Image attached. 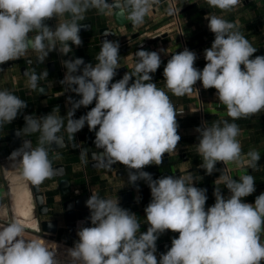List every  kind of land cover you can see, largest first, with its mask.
Here are the masks:
<instances>
[{"label": "clouds", "instance_id": "clouds-1", "mask_svg": "<svg viewBox=\"0 0 264 264\" xmlns=\"http://www.w3.org/2000/svg\"><path fill=\"white\" fill-rule=\"evenodd\" d=\"M154 2L0 0V65L18 60L30 50L37 54L38 63L53 51L68 56L73 45L82 46L79 33L88 11L114 13L140 26ZM205 3L229 13L242 0ZM53 19L57 21L55 27L48 24ZM205 19L214 34L211 47L204 50L205 66L202 70L194 67L197 55L187 48L172 54L163 69L165 88L182 97L198 92L194 85L200 81L204 89L214 88L219 102L226 106L233 122L222 119L210 126L204 122L196 129V151L202 158L199 167L206 174L216 171L218 162L246 164L256 170L261 155L252 149L245 158L237 139L241 129L235 121L264 111V55L254 56L257 48L237 24L210 12ZM119 47L118 41L103 40L94 65L79 57L63 59L66 73L60 83L80 99L68 97L71 108L66 116L60 115L59 106L41 117L25 115V125L16 135L39 133L37 146L32 147L31 140L25 139L9 156L20 176L38 187L55 174L49 148L65 146L64 137L58 135L61 129L77 148L80 145L74 141L75 134L87 125L89 131H95L96 148L103 150L92 153L99 167L110 169L119 163L129 170V183L143 180L148 184L152 199L144 209V221L149 225L146 232L140 231L141 220L120 206L118 197L102 198L92 192L86 201L91 226L80 223L78 240L67 249L71 264H264V192L256 196L254 203L242 200L256 191L251 174L234 179L222 171L216 184L222 182L230 196L226 198L216 186L215 203L206 210L207 190L194 186L191 176L153 179L143 170L149 165H161L165 153L176 151L181 139L177 115L183 111L178 112L167 92L153 82L152 74L162 63L157 51H136L133 71L112 82L121 67ZM24 75L27 88L45 91L40 81L47 80V69L39 74L35 69H26ZM94 101L90 111L73 118L77 109ZM26 108L27 102L12 91L0 90V129ZM87 156V151L81 149L82 163L87 164ZM169 230L179 233L178 238H172L171 247L158 259L156 242L160 234ZM25 231V226L15 219L0 223V264H60L56 251L40 239L27 238Z\"/></svg>", "mask_w": 264, "mask_h": 264}, {"label": "crops", "instance_id": "crops-1", "mask_svg": "<svg viewBox=\"0 0 264 264\" xmlns=\"http://www.w3.org/2000/svg\"><path fill=\"white\" fill-rule=\"evenodd\" d=\"M110 1L111 0H108L109 3ZM179 5L181 7V26L171 23L167 1L158 3V0H155L148 15L145 17L144 23L140 26H130L128 23L124 26H118L113 14L100 15L97 14L94 9L88 11L84 21H92V26L90 30L79 34L83 41L82 46L76 47L73 45V51L68 54V56H61L58 52L53 51L49 53V56L43 63L33 61L27 65V70L30 71L31 69H35L37 74L47 69V80L40 81V85H48L47 94H43L39 91H32L26 87L27 77L24 75L22 67L26 65L25 59L27 57H34L37 55L35 52L30 50L25 56L18 60H14L13 66L0 69V90L8 89L27 102V108L24 109L11 124L5 125L3 129H0V223L12 219H25L20 218L17 210H15L16 195L13 190V179L15 174H19V171L13 166L12 161L9 160V156L13 152L11 145L12 130L14 128L22 129L24 127L25 115L41 117L50 113L55 106H59L61 116H66L68 110L71 108V104L67 102L68 97H72L75 100L80 99V97L71 91H66V86L60 83L64 79L66 73V69L62 66L61 61L63 59H74L79 57L83 58L86 64H96V56L101 49L99 35V29L101 27L110 25L116 29L118 35L114 40L122 42V46L120 47L128 45L134 33L141 32V39L144 43L151 45L149 51L159 52L162 62L168 61L172 54L182 51L186 43V46L196 52L197 59L194 64L195 67L202 70L206 64L204 50L210 48L214 40V34L209 30L208 21L205 19V16L210 12L223 16L224 19L237 24L243 35L257 48V52L254 53V56L264 55V0H243L238 8L229 13H222L218 9L209 8L205 0H179ZM56 22L57 21L53 19L48 21V24L55 27ZM180 29L184 33L185 43ZM138 50H140L138 47L132 48L129 52L120 57L121 66L126 65L127 70L123 71L121 74L117 71V75L112 82L121 79L125 73H131L133 71L137 60L135 53ZM50 62H54V65L48 66ZM164 67L165 66L159 67L158 70L152 74L153 82L157 84V87L167 92L178 112L183 111L182 115H177L178 135H180L181 139L178 142L176 151L169 155V163H167L165 157H163L161 165H149L144 169H158V175L152 176L153 179L158 178L159 173L165 169H169L171 173H174L177 169L185 171L183 176H191L195 180L194 186L207 190V201L205 205V209L207 210L208 207L215 203V196L213 193L216 186L221 188L222 194L226 198L230 196V192L222 182L218 185L216 184V180L220 177L222 171L225 175V167L221 162L216 164L217 170L211 175L206 174L205 171L199 167L202 158L196 151V144L199 142V133L196 129L203 125L206 115H212V117L208 118L209 126L217 120L227 119L229 122L233 121L227 116L226 106L219 102L214 88L204 89L205 99L202 104L197 99L195 91H193L191 95L182 97L173 95L165 88L163 77ZM94 106L95 101L88 107L81 106L76 110L73 118L78 119L80 116L85 115ZM203 114L204 118L202 117ZM253 117L255 120H260V122L264 124V111L253 115ZM235 123H237L241 129V134L237 139L241 142L242 154H246L245 151L247 149L248 151L255 149L262 154V152H264V136L257 142L253 141L252 136L255 132L253 123L251 124L243 121H235ZM66 125L67 119L65 118V127ZM58 135L64 137L65 146L55 148L53 145V148H49V156L50 159H52L53 166L58 164H63L65 166L66 172L70 178L72 191L71 194H62L58 177L46 179L41 184V190L44 192L45 203L49 204L50 210L48 215H42L40 219L58 218V232H43V234L53 236L55 239L73 246L74 242L78 240L77 230L80 225L77 227L75 235H72L64 217V201L73 195L89 193L91 196L92 192H95L102 198L118 197L120 202L122 193L129 190L133 184L129 183L128 180L129 170L119 163H117L115 168L111 167L109 169L92 166L88 156L87 164L81 162V149L88 151L95 147V131H89L87 125L75 134L74 141L76 144L80 145V147L73 148L72 144L74 142L68 141L67 133L63 128ZM38 136L39 133H35L25 137H30L33 147H36ZM258 163L256 171L264 172V158H261ZM230 167H233L231 173L234 179L249 174V171L251 172L248 166H237L234 163H230ZM120 169L124 170L122 175L117 174V171ZM252 176L254 177V175ZM136 183L139 187L146 184L143 180H138ZM27 184L31 191L32 185L29 182H27ZM255 189L256 191L253 194L242 198L243 202L254 203L256 196L264 192V176L261 182H255ZM76 190H79V193H76ZM32 194L31 191V195ZM134 197H141L144 201L151 200L150 188H143L135 191ZM141 207L146 208L147 205L142 203ZM125 209L131 210L130 207H125ZM32 217H34L37 222L36 206L34 207L31 218ZM144 219L145 218L141 221H144ZM148 227L149 225L145 223L144 230H147ZM25 229L29 230L26 226ZM172 233L173 232L169 230L159 236L169 237ZM161 254L162 253L158 251L157 247L156 255L158 259Z\"/></svg>", "mask_w": 264, "mask_h": 264}, {"label": "water", "instance_id": "water-1", "mask_svg": "<svg viewBox=\"0 0 264 264\" xmlns=\"http://www.w3.org/2000/svg\"><path fill=\"white\" fill-rule=\"evenodd\" d=\"M166 0H158V3H162ZM112 3V0L110 1ZM118 11V9H117ZM114 19L118 26H124L127 23L130 26H133L131 22H128L124 17H119L113 13ZM81 32L87 31L91 29L92 21H83L81 22ZM105 32L109 33V35L105 36ZM79 33V34H80ZM99 35H100V48H101V42L105 39L109 41H118L119 45L122 46V42L119 40H114V38L117 37L118 32L114 27H111L110 25L103 26L99 29ZM138 47L140 50H146L149 51L151 49L150 44H145L144 41L141 39V32H136L131 36V39L129 41V44L123 47L119 48V56L125 55L127 52H129L132 48ZM26 65L22 67V71L25 73V70L27 69V65L29 63H32L33 61L37 62V55L36 56H29L26 59ZM38 63V62H37ZM167 61L162 62L161 66H166ZM54 65V62L48 63V66ZM13 66V61L6 62L3 65H0V69L11 67ZM127 70V66L123 65L119 69H117L118 73H122L123 71ZM40 87L44 88L43 94H47L48 92V85L47 84H41ZM20 128H14L12 130V151L19 149L22 145L25 139L31 140L30 137H21L17 136L16 133ZM33 147V145H32ZM55 148H57L54 145ZM102 149H97L96 146L93 149H90L87 151L88 157L90 158V163L92 166H98V161L92 159V153H99L102 152ZM166 159V162H170L169 154L165 153L164 156ZM117 164H114L112 167L115 168ZM53 168L56 170L53 177H58V181L61 188L62 194H71V182L69 175L66 172V168L63 164H58L53 166ZM146 172H149L152 176L158 175V169H143ZM135 171V170H132ZM185 171H182L181 169H177L174 173H171L169 169L163 170L161 173H159L158 178H162L165 176H173L175 178H179L181 175L183 176ZM124 173L123 169H120L117 171L118 175H122ZM156 178V179H158ZM129 180V175H128ZM143 188H149L148 184L146 183L144 186L139 187L137 183L133 184L131 188L125 192L122 193V199L119 202L120 206L130 207V212L134 213L138 219L142 220L145 218V207H141V204L144 203L145 205H148L151 200H143L141 197L135 198L134 192L137 190H141ZM31 191L33 193L35 206L37 207V227H28V229L34 233L41 234L43 232L45 233H57L59 228V219H40V216L42 215H48L50 206L48 203H45L44 198V192L41 190V185L37 186H31ZM90 197L89 193H83L79 195H73L66 199L63 203L64 207V217L67 222V226L69 228V231L72 235H75V232L77 230V227L80 225L81 222H84V226H91L90 220L87 218L90 215L89 209L86 207V201ZM145 223L144 221H141V232H146L147 230H144ZM179 233H172L169 237H162L159 236L156 244L158 247V251L160 253H166V251L171 247V241L173 237L178 238ZM57 259L60 261V264H71V261L63 260L59 257Z\"/></svg>", "mask_w": 264, "mask_h": 264}, {"label": "built area", "instance_id": "built-area-1", "mask_svg": "<svg viewBox=\"0 0 264 264\" xmlns=\"http://www.w3.org/2000/svg\"><path fill=\"white\" fill-rule=\"evenodd\" d=\"M166 1L168 2L171 23L174 24V25L181 26V7L179 5V0H166ZM242 2H243V0H242ZM181 34H182L183 41L185 43L184 33H183L182 30H181ZM185 48L195 52L193 49H190L188 46H186V43H185V45L183 47V50ZM194 67H195V65H194ZM194 88L198 90V92L195 91V90L194 91H195L197 99L202 104L204 99H205V96H204V88L202 87L201 82L197 81V83L194 85ZM202 117L204 118V114H203ZM203 124H204V121H203ZM243 155L246 158V154H243ZM223 165L225 167L224 170H226V166L227 165H225V164H223ZM243 166L247 167L246 164H243ZM231 172L232 171L230 169H228V171H226L225 175L233 178ZM76 193H79V190H76ZM25 235L26 236L27 235H33L34 237H39V239L43 240V242H45L50 249L56 251L57 257H59V258H61L63 260H66V261H71L70 257L67 255V249L71 248L72 247L71 245L66 244L64 242H61V241L55 239L53 236L45 235L43 233L38 234V233H34L32 231L26 230L25 231Z\"/></svg>", "mask_w": 264, "mask_h": 264}, {"label": "bare ground", "instance_id": "bare-ground-1", "mask_svg": "<svg viewBox=\"0 0 264 264\" xmlns=\"http://www.w3.org/2000/svg\"><path fill=\"white\" fill-rule=\"evenodd\" d=\"M13 190L16 195V209L20 218L16 219L20 221L26 227H37V222L34 217L31 218L35 207V201L33 194L28 187L27 181H25L20 174H15L13 179ZM32 199V200H31ZM17 217V216H16Z\"/></svg>", "mask_w": 264, "mask_h": 264}, {"label": "trees", "instance_id": "trees-1", "mask_svg": "<svg viewBox=\"0 0 264 264\" xmlns=\"http://www.w3.org/2000/svg\"><path fill=\"white\" fill-rule=\"evenodd\" d=\"M209 117H212V115H206L205 116V122L208 123V118ZM237 122H240V121H243V122H249V123H253V127L255 129V132L253 134V141L254 142H257L262 136H264V124H262L260 122V120H255V118L253 116H250V117H247V118H241V119H238L236 120ZM246 153L248 152V149L245 151ZM261 155V158L263 159L264 158V152H262ZM249 174L251 175H254L255 177V182L258 183V182H261V179L263 178L264 176V172L263 171H256V170H251V172L249 171Z\"/></svg>", "mask_w": 264, "mask_h": 264}, {"label": "rangeland", "instance_id": "rangeland-1", "mask_svg": "<svg viewBox=\"0 0 264 264\" xmlns=\"http://www.w3.org/2000/svg\"><path fill=\"white\" fill-rule=\"evenodd\" d=\"M228 169H230L231 171H233V167H230V163L227 164V166H226L225 174H226V171H228ZM26 237H28L30 239H39V237H34L33 235H27ZM41 241L43 242V240H41Z\"/></svg>", "mask_w": 264, "mask_h": 264}]
</instances>
